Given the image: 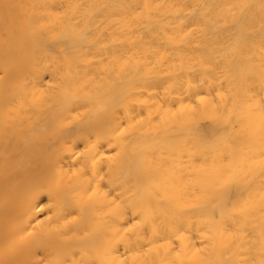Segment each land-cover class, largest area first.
Instances as JSON below:
<instances>
[{
	"label": "bare ground",
	"instance_id": "obj_1",
	"mask_svg": "<svg viewBox=\"0 0 264 264\" xmlns=\"http://www.w3.org/2000/svg\"><path fill=\"white\" fill-rule=\"evenodd\" d=\"M0 264H264V0H0Z\"/></svg>",
	"mask_w": 264,
	"mask_h": 264
}]
</instances>
